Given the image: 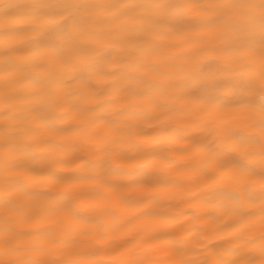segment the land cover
I'll return each instance as SVG.
<instances>
[{"label": "snow or ice", "instance_id": "snow-or-ice-1", "mask_svg": "<svg viewBox=\"0 0 264 264\" xmlns=\"http://www.w3.org/2000/svg\"><path fill=\"white\" fill-rule=\"evenodd\" d=\"M3 7L7 10L0 20V74L5 77L0 94L3 208L26 219V210L39 198L45 212L95 227L34 233L15 227V221L6 216L0 229V264H115L110 257L117 246L106 226L102 220L84 215L73 191L37 192L21 177L35 175L29 161L65 151L68 144L63 137L81 130L61 123L67 113L57 109L64 107L59 101L65 87L74 82L80 89H89L99 77L111 78L106 103L122 101L121 115L127 119L119 122L122 127L114 129L117 135L100 148L106 155L96 166L74 180L57 182L107 185V177L121 171L112 157L127 158L120 145L132 136L148 135L138 122L142 119L159 122L157 135L174 134L182 139L186 129L174 127L172 117L187 111L189 101L209 113L223 107L243 109L250 131L212 126L210 119L201 123L216 135L211 142L195 143L186 150L199 154L195 171L201 187L184 198L188 203H212L234 217L228 236L241 239V244L233 249L231 258L224 259L206 236L188 240L173 232L164 242L171 253L167 264H264V0H33L23 16L11 14L16 5ZM183 24L191 26L181 29ZM182 31L187 36L180 43L160 42L162 37ZM193 33L202 34L203 45L198 49L191 46ZM194 54L204 55L196 64L195 75L185 73L183 78L173 79L174 71H183V63L178 61ZM148 76L153 78L148 91L130 86L143 83ZM145 97L152 112L139 103ZM233 97L245 102H230ZM82 98L88 97L82 94ZM20 105L25 106L23 115L14 117L13 110ZM73 108L80 111L75 105ZM87 110L93 113V123L103 119L101 105ZM10 120L14 122L8 123ZM220 136L233 142L221 148L217 143ZM13 173L15 177L10 178ZM192 216L200 218L195 213ZM257 222L258 237L242 239ZM173 224L181 226L175 219ZM77 235L93 239L85 247Z\"/></svg>", "mask_w": 264, "mask_h": 264}, {"label": "bare ground", "instance_id": "bare-ground-1", "mask_svg": "<svg viewBox=\"0 0 264 264\" xmlns=\"http://www.w3.org/2000/svg\"><path fill=\"white\" fill-rule=\"evenodd\" d=\"M97 2L106 3L111 0H97ZM202 2L207 3L208 0ZM9 3L17 6L12 10V15L23 16L33 0H0V20L7 11L3 5ZM190 26L183 24L180 28ZM185 36L187 34L182 31L181 35L164 36L160 42L164 45L178 44ZM201 36L202 34L193 33L189 37L193 49L203 45ZM169 50L176 51V49ZM203 59L204 55L194 54L190 59L178 61L183 63V71H174L173 79H181L185 73L195 75L196 64ZM4 78V75L0 74V94L5 89ZM111 83L110 77H99L92 82L89 89H80L74 82H70L65 87V94L59 101L64 107L57 109V112L67 113L62 116L61 123L66 126H80L81 130L67 133L63 137L68 144L65 151L29 161L28 166L35 175L21 174V177L37 192H47L52 195L60 191H73L84 215L92 220L100 219L106 226L111 242L117 246L116 254L110 257L115 264H167L171 253L164 240L173 232L179 233L181 238L188 240H191L192 236H206L215 244L220 257L231 258L233 249L242 242L241 239L228 236L235 218L225 215L212 203L204 204L199 200L191 203L184 201L189 193L201 187L196 183L198 173L195 171V168L199 167V154L186 150L195 143H209L215 137V133L210 134V129L201 127V123L205 120L210 119L212 126L225 125L235 130L250 131V121L243 115V109L223 107L209 113L200 111L201 105L189 101L191 107L187 111L172 117L174 127L186 129L181 133L182 139H176L174 134L157 135L159 122L142 119L138 122L148 135L132 136L120 145L121 151L127 154V158L112 157V163L121 171L119 174L109 175L107 185L93 181H78L70 185L57 182L74 180L96 166L106 155L100 151V148L105 146L106 140L117 135L114 129L122 127L119 122L127 119L121 115L124 107L122 101L106 103L108 94L112 91L109 87ZM152 83L153 78L148 76L143 83L130 86L146 92ZM193 90L199 92L195 86ZM82 94L88 98L83 99ZM237 101L241 104L245 102L239 97L231 98L230 102ZM139 103L146 111H153L147 97ZM74 105L79 107L80 111L74 110ZM98 105L103 107V111L99 112L103 119L93 123V113L87 109L96 108ZM24 107L20 105L14 109L13 116L23 115ZM13 122L10 120L8 123ZM133 122L137 121L133 119ZM3 123L0 121V124ZM232 142V138L225 136H220L217 141L221 148L228 147ZM15 175L9 174L10 178H14ZM3 176L4 174L0 172V186ZM4 195L5 193L0 190V229L4 227L6 216L15 221V227L34 233L85 231L95 227L94 224L85 225L62 214L45 212L44 201L39 198H36L32 207L26 210V219L14 213H6L2 204ZM20 199L32 198L20 197ZM193 213L200 218L194 219ZM173 219L181 226L175 227ZM259 231L260 225L257 222L242 239L258 237ZM216 236H223L225 239L216 240ZM76 238L85 247L93 239L87 235H77Z\"/></svg>", "mask_w": 264, "mask_h": 264}]
</instances>
